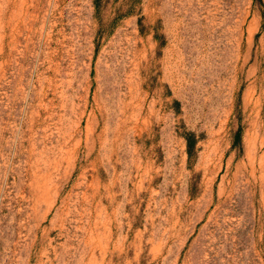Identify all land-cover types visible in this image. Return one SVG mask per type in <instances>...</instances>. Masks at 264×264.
Here are the masks:
<instances>
[{
  "label": "rangeland",
  "instance_id": "1",
  "mask_svg": "<svg viewBox=\"0 0 264 264\" xmlns=\"http://www.w3.org/2000/svg\"><path fill=\"white\" fill-rule=\"evenodd\" d=\"M0 264H264V0H0Z\"/></svg>",
  "mask_w": 264,
  "mask_h": 264
}]
</instances>
